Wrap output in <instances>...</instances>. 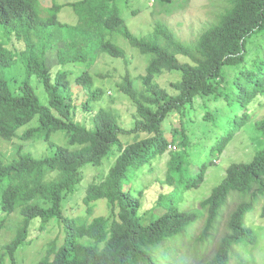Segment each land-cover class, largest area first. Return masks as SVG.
<instances>
[{
  "label": "trees",
  "instance_id": "16d2710c",
  "mask_svg": "<svg viewBox=\"0 0 264 264\" xmlns=\"http://www.w3.org/2000/svg\"><path fill=\"white\" fill-rule=\"evenodd\" d=\"M52 1L43 5L42 0H0V26L26 42L24 51H27L20 56L25 74L19 82L20 92L15 94L6 72L16 60L6 42L0 41V137L12 140L19 136V128L33 122L19 138L25 142L43 139L54 147L51 155L38 158L23 152L21 146L8 161L0 156V233L5 230L12 233L10 240L0 245V264L9 261L17 264L18 250L32 240V227L38 224L36 229L42 230L53 219L60 223V241L51 242L52 247H48L46 254L32 264H163L162 259L173 253L174 245L169 241L193 240L189 238V231L197 228L201 219L200 234L193 244L206 240L227 201L236 196L225 232L212 255L201 263L229 264L234 246L255 243L254 233L245 218L264 197V148L247 162L231 163L220 182L200 201L198 209H181L177 205L181 194L199 187L208 164L203 162L196 166L195 172L192 167L187 169V137L183 130L175 134L172 130L167 132L164 122L179 115H186L188 119L196 100L209 96L214 100L224 99L232 117L226 121L228 130L216 138L209 150L219 155L251 119L250 113L239 110L258 95L264 98V51L258 52L250 65L245 62L250 39L264 32V0H228L217 20L192 44L177 39L161 20L155 21L149 35H134L120 17L114 0H77L67 5L74 7L80 21L72 26L70 40H65L61 48L55 45L61 41V37L54 38L56 30L49 32L48 41L44 39L46 28L62 25L57 13L65 5ZM161 3L166 4L162 0ZM42 9L46 12L41 13ZM116 35L126 38L140 54L148 56L144 74L137 76L141 89L135 88L129 73L123 75L118 84L122 96L134 110L131 129L121 127L119 114L111 107L94 108L92 105V101L98 102L104 96L100 88L90 89L92 77L88 68L96 56L106 53L125 58L123 49L115 42ZM70 46L73 52H69ZM53 49L57 50L56 60L61 66L77 62L85 67L73 82L87 91L88 99L82 106L89 112L87 124L74 116L71 70L60 67L52 75L46 64L45 54ZM178 56L188 60L180 61ZM241 64L243 68L229 77V90H223L220 85L225 68L235 69ZM163 71L180 74L170 83L175 93H168L153 82ZM32 75L42 84L45 101L40 100L31 84ZM207 115L211 118L210 113ZM256 128L264 130L261 123ZM57 131L67 137L64 145H53L49 141ZM122 134H133L132 140L122 145L119 140ZM172 142L182 151L174 154L175 150H170L166 162L165 183L173 190L157 200L164 211L153 213V219L144 222L139 213L143 189L134 193L124 187L127 172L162 155ZM115 144L118 154L104 177L98 183L90 182L85 186L81 199L86 216L65 214L67 197L83 180V167L100 165ZM98 199L106 202L109 214L92 217L93 202ZM15 213L19 219L14 221L11 215ZM81 238L88 241L81 242Z\"/></svg>",
  "mask_w": 264,
  "mask_h": 264
},
{
  "label": "rangeland",
  "instance_id": "374dc122",
  "mask_svg": "<svg viewBox=\"0 0 264 264\" xmlns=\"http://www.w3.org/2000/svg\"><path fill=\"white\" fill-rule=\"evenodd\" d=\"M49 0H42L43 5L47 4ZM77 0H53L55 4L62 3L60 11L57 13V20L62 23L51 25L44 30L45 41L49 40L51 30H56L55 37H61V41L52 42L61 48L63 42L70 40V33L72 26L80 21V17L75 11L74 7L67 5L70 2ZM166 4L162 5L161 0H114L119 10V15L123 19L128 29L136 36L149 35L155 26L156 20L163 21L169 29L173 32L177 39L186 44H192L196 38L202 33L209 25L214 23L219 14L228 5V0H162ZM41 2V0H39ZM51 5V4H50ZM46 12L42 9L41 13ZM46 15V13L44 14ZM49 37V38H48ZM51 40V39H50ZM0 41L6 42L7 46L13 52V57L16 62L7 70L6 74L9 78V85L11 90L18 94L19 82L24 78L25 67L24 62H21L20 56L23 55L26 42L20 40L7 32L0 26ZM115 42L123 49L125 58L111 57L106 53H100L96 56L94 63L88 68V72L92 77L91 90L100 88L103 92V98L98 102L92 101L94 108L99 106L111 107L120 117L121 127L123 129H131L134 124L133 113L134 110L126 97L122 96L118 84L122 81V76L126 73L132 77L135 88L141 89L138 75L144 74L145 66L148 62V56L142 55L140 52L133 48L126 38L120 35L115 36ZM115 43V44H116ZM246 63L250 65L252 59L256 54L264 51V32L252 37L247 44ZM73 52V48H68ZM56 51L52 50L45 54L46 64L50 68L52 75L62 67L69 68L71 74L69 75L71 81L70 95L71 101L76 109L74 116L77 121L84 124L88 123L89 112L85 111L82 106L88 99L85 87L75 84L74 77L84 70V66L80 63L69 62L61 66L56 60ZM23 52V53H22ZM180 61H187L181 56H178ZM233 65H227L231 67ZM243 64L235 67V69L225 68L223 72L224 80L221 82L220 87L223 90H229L228 81L229 77H233L238 69H242ZM180 74L177 71H163L161 74L154 77L153 82L158 84L161 88L165 89L168 93H175L170 83L179 78ZM30 82L35 87L36 93L39 95L40 100L45 101L46 96L43 91L42 84L37 78L30 76ZM227 82V83H226ZM233 86V85H230ZM210 97V96H209ZM204 98L203 100H196L192 104L191 111L188 119L179 115L177 118L169 117L165 121L166 131L175 134L178 130L185 133L188 146L185 147L187 156L185 155V162L187 169L192 172L196 171V166L199 167L203 162L208 166L205 171L203 181L197 189H190L181 194V198L177 205L181 209L192 210L198 209L199 203L202 199L208 196L212 186L218 184L225 175L226 168L234 162H247L255 152L264 148V130L256 128L258 123L264 126V98L261 95L254 97L246 107L239 112L247 111L251 114V119L239 129L234 137L225 145L219 155L212 153L210 150L211 145L214 144L216 138L224 131L228 130L226 121L232 117V112L228 109L224 99ZM230 100V99H228ZM234 106V105H233ZM208 111V112H207ZM210 113L211 118H209ZM204 115H206L204 117ZM182 119L184 121L182 122ZM181 122V123H180ZM92 123V117H91ZM24 125L17 131V135L28 128ZM93 124H91V127ZM15 137L12 140H6L0 137V156L4 161L10 160L16 156L18 146L22 147L23 152H29L32 156L38 158L45 155H51L53 146L48 144L43 139L22 141L20 138ZM133 134H122L119 140L124 145L126 142L132 140ZM67 137L62 134V131H57L51 135L50 142L55 144L64 145ZM112 146V151L109 152L108 157L102 160V163L97 166L85 165L82 170L83 180L78 185L77 190L67 197L64 206V213L71 216H86L81 197L85 194L86 184L93 182L98 183L106 174L108 168L114 162L115 156L118 154ZM177 149V150H176ZM170 150H175L174 154L182 153L180 147L174 142L167 146L166 151L162 155L155 156L148 159L143 163L140 168L135 171L130 169L127 172V177L124 181V187L130 188L134 193L139 189H143L140 196V209L139 213L143 215V221H150L153 218V213L161 214L164 208L161 204H157L160 195L169 194L173 187L165 183V173L167 170L166 162L169 159ZM112 152V154H110ZM211 161V163H210ZM237 202L236 196L231 197L227 201L226 207L220 212L216 227L211 235L204 241H198L194 246L193 242L200 234V225L203 224L202 219L197 228L189 231V238L193 240L180 239L174 240L169 243L173 247V253L166 258L162 259L163 264H201L204 260L208 259L215 250L216 244L221 235L226 230V221L229 212ZM94 210L93 216L108 215L109 209L103 199H98L93 202ZM264 197L260 198L255 208L248 212L245 222L251 227L254 236V244H238L231 249L229 264H264ZM156 208V209H155ZM155 211V212H154ZM2 215H0L1 219ZM12 220L19 219L18 214L11 215ZM90 219L91 216H88ZM148 221V222H149ZM147 222V223H148ZM190 226H195L191 224ZM38 224L32 227L30 236L31 242L22 249H19L16 258L17 264H32L33 262L41 259L47 252L51 242L60 241V223L55 219L47 223L42 230H37ZM12 236L10 231H2L0 233V245L8 242ZM29 236V237H30ZM81 242H87L86 238H81ZM164 247L160 248L163 249ZM10 264V261L9 263Z\"/></svg>",
  "mask_w": 264,
  "mask_h": 264
}]
</instances>
